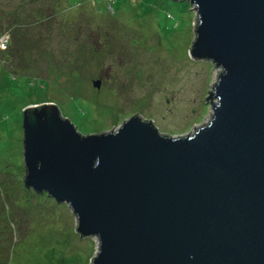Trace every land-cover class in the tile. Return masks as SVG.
<instances>
[{
	"label": "water",
	"instance_id": "1",
	"mask_svg": "<svg viewBox=\"0 0 264 264\" xmlns=\"http://www.w3.org/2000/svg\"><path fill=\"white\" fill-rule=\"evenodd\" d=\"M172 1L195 11L191 57L217 69L208 124L174 137L135 115L84 135L29 106L25 185L99 241L90 264H264V0Z\"/></svg>",
	"mask_w": 264,
	"mask_h": 264
},
{
	"label": "rangeland",
	"instance_id": "2",
	"mask_svg": "<svg viewBox=\"0 0 264 264\" xmlns=\"http://www.w3.org/2000/svg\"><path fill=\"white\" fill-rule=\"evenodd\" d=\"M195 25L188 1L0 0V264H90L99 248L69 205L26 187L24 109L56 104L84 135L135 115L193 134L217 82L191 57Z\"/></svg>",
	"mask_w": 264,
	"mask_h": 264
},
{
	"label": "built area",
	"instance_id": "3",
	"mask_svg": "<svg viewBox=\"0 0 264 264\" xmlns=\"http://www.w3.org/2000/svg\"><path fill=\"white\" fill-rule=\"evenodd\" d=\"M4 45L6 44V43H3Z\"/></svg>",
	"mask_w": 264,
	"mask_h": 264
},
{
	"label": "bare ground",
	"instance_id": "4",
	"mask_svg": "<svg viewBox=\"0 0 264 264\" xmlns=\"http://www.w3.org/2000/svg\"><path fill=\"white\" fill-rule=\"evenodd\" d=\"M100 111V110H99Z\"/></svg>",
	"mask_w": 264,
	"mask_h": 264
},
{
	"label": "trees",
	"instance_id": "5",
	"mask_svg": "<svg viewBox=\"0 0 264 264\" xmlns=\"http://www.w3.org/2000/svg\"><path fill=\"white\" fill-rule=\"evenodd\" d=\"M54 9V8H53Z\"/></svg>",
	"mask_w": 264,
	"mask_h": 264
}]
</instances>
